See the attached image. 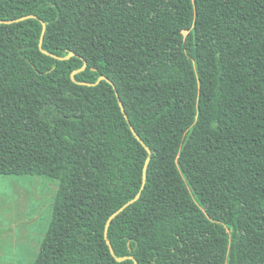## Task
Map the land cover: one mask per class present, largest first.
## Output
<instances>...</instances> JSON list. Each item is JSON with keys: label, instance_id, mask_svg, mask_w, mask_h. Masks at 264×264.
<instances>
[{"label": "trees", "instance_id": "obj_1", "mask_svg": "<svg viewBox=\"0 0 264 264\" xmlns=\"http://www.w3.org/2000/svg\"><path fill=\"white\" fill-rule=\"evenodd\" d=\"M24 2L0 0L37 16L0 23V174L58 183L34 264H264V0H193L186 35Z\"/></svg>", "mask_w": 264, "mask_h": 264}, {"label": "rangeland", "instance_id": "obj_2", "mask_svg": "<svg viewBox=\"0 0 264 264\" xmlns=\"http://www.w3.org/2000/svg\"><path fill=\"white\" fill-rule=\"evenodd\" d=\"M38 0H25L26 10ZM52 27L88 25L192 28L193 0H54ZM58 183L47 176L0 174V264H34L52 219Z\"/></svg>", "mask_w": 264, "mask_h": 264}, {"label": "water", "instance_id": "obj_3", "mask_svg": "<svg viewBox=\"0 0 264 264\" xmlns=\"http://www.w3.org/2000/svg\"><path fill=\"white\" fill-rule=\"evenodd\" d=\"M28 18H37V16H36V15H33V14H30V15L23 16V17H20V18H18V19H15V20H4V21H0V23H13V22L22 21V20H25V19H28ZM42 23H43V30H42V35H41V40H40V44H39V46H40V48H41V50H42L43 52L49 54V52H47V51H45V50L43 49L44 36H45V33H46V31H47V27H48V26H47V24H46L43 20H42ZM51 55L55 56L54 54H51ZM73 55H74V53L72 52V53H70L69 55H67V56H65V57H58V56H55V57L60 58V59H66V60H67V59H69L70 57H72ZM86 67H87V63L85 62L84 66H83L82 68H80V69H78V70H76V71H74V72L72 73V79L75 80V74L78 73V72H81V71L85 70ZM103 79H107V80H109L107 77H105V76H101V77L99 78V81H98V82H100V81L103 80ZM85 84L94 85L93 83H86V82H85ZM121 107H122V109H123V111H124V107H123V104H122V103H121ZM126 117H127V115H126ZM127 119H128V117H127ZM132 131L134 132V134L136 135V137H137V138H138V139L144 144L143 140H142V139L139 137V135L135 132V129H134L133 127H132ZM148 150H149V148H148ZM148 164H149V158H147L146 163H145V166H144V171H143V183H142L141 190L138 192V194L135 196V198L129 200V201L126 202L123 206H121L117 211H115V212L109 217V219H108V221H107V223H106L105 236H106V238H107V243H108V245H109V247H110V249H111V252H112L113 254H115V253H114V249H113V246H112L110 240L108 239V229H109V226H110L112 220H113L117 215H119V214H120L121 212H123L128 206H130L131 204H133L135 201H137V200L140 198V196H141V192H142V190H143L144 187H145V182H146V178H147V168H148ZM117 259H118V261H122V260H124V258H117Z\"/></svg>", "mask_w": 264, "mask_h": 264}]
</instances>
